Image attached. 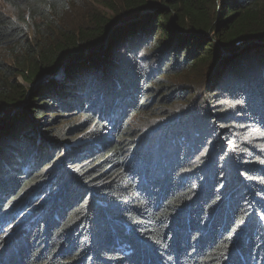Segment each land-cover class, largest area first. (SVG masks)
Wrapping results in <instances>:
<instances>
[{"label":"trees","instance_id":"obj_1","mask_svg":"<svg viewBox=\"0 0 264 264\" xmlns=\"http://www.w3.org/2000/svg\"><path fill=\"white\" fill-rule=\"evenodd\" d=\"M4 1L0 264H264V0Z\"/></svg>","mask_w":264,"mask_h":264},{"label":"rangeland","instance_id":"obj_2","mask_svg":"<svg viewBox=\"0 0 264 264\" xmlns=\"http://www.w3.org/2000/svg\"><path fill=\"white\" fill-rule=\"evenodd\" d=\"M91 6L99 9V7L96 6L94 3H91ZM81 7H82V4L79 5L78 9L76 8L72 12V18L75 21H78V22L75 23L77 26L84 23L85 16H86V14H85L84 11L79 10V8H81ZM0 10L2 12H4L6 15L8 14V15H12L13 16V11L5 4V1L4 0H0ZM73 15H76V17H73ZM73 19H70L68 16H65V17H63L62 21L60 20L61 21V25L63 26L64 23L65 24H68V23L71 24L74 21ZM0 56L7 57V53L4 52V51L3 52H0ZM10 61L11 60L9 58H7V62L10 63ZM30 93H31V91H30ZM222 103L223 102H219L220 105H222ZM219 107H223V106H219ZM67 122L69 123L70 120H68ZM70 138H72V137H70ZM82 139H83L82 135L80 137H77L76 139H73L72 140V142H73L72 143V146L79 145L82 142Z\"/></svg>","mask_w":264,"mask_h":264},{"label":"water","instance_id":"obj_3","mask_svg":"<svg viewBox=\"0 0 264 264\" xmlns=\"http://www.w3.org/2000/svg\"><path fill=\"white\" fill-rule=\"evenodd\" d=\"M52 78H53V76H44L43 78H41V79L39 80L38 85H41V84H43V83L49 81V80L52 79Z\"/></svg>","mask_w":264,"mask_h":264}]
</instances>
